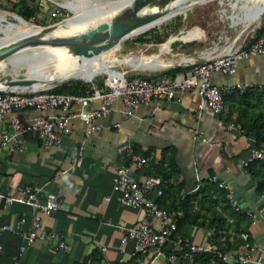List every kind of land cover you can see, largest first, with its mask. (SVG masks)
<instances>
[{
  "label": "crops",
  "instance_id": "obj_1",
  "mask_svg": "<svg viewBox=\"0 0 264 264\" xmlns=\"http://www.w3.org/2000/svg\"><path fill=\"white\" fill-rule=\"evenodd\" d=\"M235 41L227 46V50L236 45ZM166 52L159 50L153 55L172 65L193 61L188 57L165 60L161 55ZM211 53L198 52V58ZM210 80L220 89L263 85L264 57L249 55L241 58L234 74L211 73ZM197 101L195 89H190L178 92L171 100L139 105L133 116H126L121 101L117 99L110 112L99 119L100 129L90 137L84 135V123L74 118L72 133L64 136L57 146L45 148L35 135L25 133L19 139L20 149L10 158L0 150V193L13 195L27 184L39 189L40 202L45 201L47 193H54L61 206L49 214H40L41 223L47 230L62 235L70 246L68 252H62L56 248V240L37 241L19 254V247L24 242L22 235L30 227L34 210L0 200V229L4 225L12 227L11 231L0 230V264H12L15 257L20 264H82L97 254L99 244L107 246L102 264H138L133 242L129 240L121 245L120 239L127 227L146 219L147 214L141 208L122 205L112 190L115 168L127 161L124 147L128 143H132L138 153L146 155V166L137 172L139 179L151 177L154 164L161 163L169 172L166 182L156 177L168 188L166 201L161 204L163 209L171 208L178 197L199 191L202 181L210 174L224 180L241 212L251 213V216L246 214L249 222L244 233L248 237L247 242L255 249L251 255L264 262V252H259L264 245V194L257 193L255 182L241 165L253 141L235 125L229 128L231 122L210 110H205L197 119ZM96 106L92 104L89 107ZM72 110H77V107ZM61 113V110L54 109L42 114L54 116ZM14 114L26 123L30 117L40 113L20 110ZM9 119L6 116L0 120V134L9 129ZM79 148L82 149L81 155L72 164L71 153ZM212 206L226 217L225 225L233 224L218 198L217 204ZM200 210L207 213L205 209ZM241 234L234 236L230 229L227 235L218 236V240L233 246L230 252H243L246 249ZM215 235L213 228L194 225L189 226L186 232V238L197 244H211Z\"/></svg>",
  "mask_w": 264,
  "mask_h": 264
},
{
  "label": "built area",
  "instance_id": "obj_2",
  "mask_svg": "<svg viewBox=\"0 0 264 264\" xmlns=\"http://www.w3.org/2000/svg\"><path fill=\"white\" fill-rule=\"evenodd\" d=\"M250 38H253L251 36ZM249 55L264 57V33L253 39L246 38L231 49L220 53L202 56L204 61H191L183 65L184 71L171 76L148 77L128 75L120 72L117 76L107 75L101 84H95L86 93H57L50 89L14 90L0 92V120L9 116V129L0 134V150L10 158L20 149L19 139L25 133L35 135L45 148L57 146L64 136L72 133V120L77 118L84 123V135L90 137L100 129L99 119L106 116L115 100H120L126 116H133L139 105H149L158 100L174 99L178 92L195 89L198 97L195 117L200 119L205 110L219 115L224 108L221 89L210 80L211 73L232 75L237 71L239 59ZM223 90V89H222ZM97 104L95 108H90ZM76 106L77 110H72ZM58 109L62 113L44 116L42 113ZM20 110H33L35 114L24 123L14 113ZM118 126V124H115ZM234 125L229 124V128ZM204 140V139H203ZM82 149L71 153L72 164L81 155ZM126 163L117 166L113 173L112 190L117 194L122 205L141 208L147 218L127 227L120 239L125 244L131 240L138 264H264L251 252L255 249L247 242V235L240 236L245 242L243 252H222L211 244H197L175 234L180 212L163 209L159 204L162 196V181L155 177L139 179L137 172L147 163L146 158L138 153L132 143L124 147ZM264 147L250 146L247 157L241 160L244 167L252 159H263ZM209 181L220 189L226 190V198L235 211H241L238 201L226 182L217 175L209 176ZM39 189L34 185H23L13 195L0 193V200L5 204H19L31 207L34 215L30 227L23 233L24 242L19 247V254L33 243L56 240V248L68 252L70 246L62 235L43 227L40 214H49L60 208L61 204L54 193H47L44 202L38 199ZM251 216V213H246ZM12 227L4 225L0 230L11 231ZM107 246L99 244L97 254L82 264H102L101 260ZM2 245L0 243V252ZM264 252V245L259 248ZM19 256V255H18ZM196 256H211L209 261L196 262ZM12 264H20L18 257Z\"/></svg>",
  "mask_w": 264,
  "mask_h": 264
},
{
  "label": "rangeland",
  "instance_id": "obj_3",
  "mask_svg": "<svg viewBox=\"0 0 264 264\" xmlns=\"http://www.w3.org/2000/svg\"><path fill=\"white\" fill-rule=\"evenodd\" d=\"M53 1L56 3L68 2L78 8L90 4L86 1L83 4L84 0H26L28 5L36 9L35 15L27 22L43 28L75 17L73 10L60 7ZM255 1L257 0H207L199 4L196 3L186 12L172 16L167 21L157 24L144 33L136 34L122 41L119 48L108 55L109 62L100 66L98 75L93 77L94 79L86 81L70 78L49 89L60 88L63 85L74 87L75 83H78V85L83 84L86 87L92 83L100 85L107 75L117 76L119 72L123 71L128 75L158 77L165 75L164 72L169 69L183 67L184 64L178 62L164 69H143L140 67L142 61V59H139L140 57L148 61L154 59L164 61L158 55H153L158 54L159 50L161 52L168 50L161 55V58L175 61L182 57H188L196 61L199 59L198 52L201 51L220 53L234 40H236V44H239L243 38L247 37V40H250L251 36H255L264 19V3L262 0L260 3V7L263 9L261 15L250 22L248 21V18L252 15L251 11L254 3H256ZM14 3L16 5L15 9L13 8ZM19 7L18 0H0V13L7 16V20L0 24V42L10 38L9 26L19 24L18 18L13 17V15H19ZM60 59V53L58 52L52 58L46 70L51 71ZM1 73L2 71H0V77L2 76ZM18 73L17 77L22 78L25 70H19ZM14 76L15 74L9 71L4 77L5 80H8Z\"/></svg>",
  "mask_w": 264,
  "mask_h": 264
},
{
  "label": "bare ground",
  "instance_id": "obj_4",
  "mask_svg": "<svg viewBox=\"0 0 264 264\" xmlns=\"http://www.w3.org/2000/svg\"><path fill=\"white\" fill-rule=\"evenodd\" d=\"M85 1L89 2L90 4L86 7H84L85 5L81 7L79 6L80 8L76 7L75 5L73 6L68 2L56 3L55 1H53L56 4H62L65 8H68V10H73L75 17L71 20H63L62 22L57 23L47 32H42V27H37L30 22L20 19L19 17H17V15H13L14 18H18L17 21L19 24L9 26L8 31L10 32L11 36L7 40H3V42L12 43L29 36H38L42 39L50 37H71L73 34L84 32V30L91 28L100 21L109 19L116 13L120 12L124 6L131 2V0H84L83 4H85ZM203 1L207 0H154L141 9L140 17L154 16L155 20L143 26L139 31L132 32L122 41L131 38L144 30H148L163 21H167L172 16L182 14L196 3L199 4ZM261 1L262 0L255 1L256 3H254L251 11L252 15L248 18L249 22L254 18L260 16L261 12L263 11L262 7H260ZM6 20V14L0 13V24L5 22ZM122 41L106 50L105 52H101L90 57H80L71 54L66 48L50 47L47 45H42L40 47L37 46L29 50L25 48L17 52L15 51L5 56L4 59L0 60V71H2V76L0 77V86L7 85L8 81H11V84H14L21 80L27 79L36 83L35 85H37V83L45 82L46 86H49L53 83H60L70 78H78L90 81L93 77L98 75L100 66L109 62V60L107 59L108 55H111V53L117 50ZM229 45L230 44H228V46ZM227 48L228 47H226L225 49L227 50ZM58 52L60 53L61 57L60 61L52 68V70L50 69L51 71H47L46 68L50 64L52 58L55 57ZM23 54H28L30 57L39 54L41 57L34 60H27L22 57ZM139 59H142L140 67L143 69H147L148 67L167 68L172 65L168 62H161L158 59H154L152 61L145 60L141 57ZM19 70H25L22 78L17 77V75L19 74ZM9 71H12L15 76L8 80H5L4 76ZM36 87L37 86H33V88Z\"/></svg>",
  "mask_w": 264,
  "mask_h": 264
},
{
  "label": "trees",
  "instance_id": "obj_5",
  "mask_svg": "<svg viewBox=\"0 0 264 264\" xmlns=\"http://www.w3.org/2000/svg\"><path fill=\"white\" fill-rule=\"evenodd\" d=\"M19 1L18 14L24 20L30 21L36 13L35 7L26 3V0ZM15 3L13 8L15 9ZM144 30L140 33H144ZM138 33V34H140ZM264 33V25L261 26L255 33V37ZM137 34V35H138ZM184 67H176L164 72L165 75L173 77L176 73L184 71ZM152 77V76H148ZM93 84V83H92ZM75 83L74 87L63 85L60 88L50 89L57 93H86L91 90L92 86ZM224 108L219 115L226 121L235 125L243 135L253 141L256 147H264V84L260 86H248L245 88H228L221 89ZM226 109V113H224ZM145 158L146 155L142 154ZM146 164L143 166L142 169ZM245 171L250 178L255 182V189L258 194H264V158L252 159L244 166ZM151 177H160L163 181L169 178V172L163 165L154 164L151 169ZM213 174H210L211 176ZM209 176L202 181L201 188L193 195H185L175 199L171 209L180 212L181 215L177 221L176 235L186 238V232L189 226L194 225L204 228H213L216 233L213 243L218 250L222 252L232 250L233 246L226 245L221 240H218L221 235L228 234L231 229L234 236L239 233H244L248 226L249 219L246 214L241 211H235L230 206L226 198V190L218 188V186L209 181ZM163 194L158 199L160 206L166 201V186H161ZM217 198L222 203V209L228 213V217L233 219V224L225 225L226 217L217 213L213 204H217ZM198 206V209L194 207ZM200 209H205L207 213H201ZM210 211H212L210 213ZM233 226V227H232ZM235 226V227H234ZM242 242L240 243V245ZM231 246V247H230ZM211 256H196V262H206ZM223 264V263H219Z\"/></svg>",
  "mask_w": 264,
  "mask_h": 264
},
{
  "label": "water",
  "instance_id": "obj_6",
  "mask_svg": "<svg viewBox=\"0 0 264 264\" xmlns=\"http://www.w3.org/2000/svg\"><path fill=\"white\" fill-rule=\"evenodd\" d=\"M152 1L154 0H131V2L124 6L120 12L116 13L109 19L100 21L91 28L84 30V32L73 34L71 37H50L42 39L38 36H29L12 43L0 42V60L4 59L5 56L15 51L17 52L25 48L29 50L42 45H47L50 47H63L66 48L71 54L80 57H90L92 55L105 52L114 45L118 44L132 32L139 31L143 26L155 20L154 16L140 17L141 9ZM58 5L60 7H64L62 4ZM17 17L24 20L19 15H17ZM55 25L56 24L43 27V30L41 31L47 32ZM22 57L27 60H32L40 58L41 56L38 54L30 57L28 54H23ZM197 61L202 62L204 59L200 58ZM11 83V81H8L7 85L0 86V92H10L14 90H44L52 88L58 84L53 83L49 86H46L44 82L37 83V85H35L36 83L28 79L21 80L14 84ZM33 86H37L38 88H33Z\"/></svg>",
  "mask_w": 264,
  "mask_h": 264
}]
</instances>
